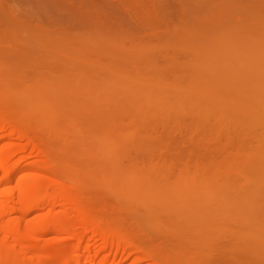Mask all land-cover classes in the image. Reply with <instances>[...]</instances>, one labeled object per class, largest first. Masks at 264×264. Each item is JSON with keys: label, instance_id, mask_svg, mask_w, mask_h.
Segmentation results:
<instances>
[{"label": "rangeland", "instance_id": "obj_1", "mask_svg": "<svg viewBox=\"0 0 264 264\" xmlns=\"http://www.w3.org/2000/svg\"><path fill=\"white\" fill-rule=\"evenodd\" d=\"M2 105L157 264H264V0H0Z\"/></svg>", "mask_w": 264, "mask_h": 264}, {"label": "bare ground", "instance_id": "obj_2", "mask_svg": "<svg viewBox=\"0 0 264 264\" xmlns=\"http://www.w3.org/2000/svg\"><path fill=\"white\" fill-rule=\"evenodd\" d=\"M74 3L76 2H73L72 4ZM151 6L153 10L151 11L156 12V6H154L153 3L151 4ZM193 14L194 12L192 11L190 15L192 16ZM195 15L196 14H194L193 17H195ZM92 18H94L93 20H95V18L97 20L96 15L95 17L92 16ZM92 18L90 17V19H87V21L86 19L80 18V20H82L83 22L85 21L84 24L86 23V25L83 26L82 24L81 27L79 26V28L82 29V27L88 26L89 27L88 32L90 33L91 25L89 26L90 24L89 22L92 21ZM40 24L42 25V23ZM185 26L183 28L186 30L187 27L185 28ZM189 26L191 28L188 27V30L189 28L192 29L193 27L194 34L195 32L198 31L197 30V28L199 27L198 25H196V30H194L195 29L194 24ZM57 28L58 26L56 27V29ZM96 28L98 27L93 26L91 33L92 31L94 32ZM146 28L150 29L148 27ZM174 28L176 29V31L178 29H182V28H177V25H174ZM78 29L76 28V31ZM86 30L87 29H85L84 32V29H82L83 31L82 35L84 33V35L87 36ZM98 30L99 28L96 30L97 34L99 35L100 30L99 33ZM79 31L81 33L80 29ZM191 31L189 30V32ZM95 32L93 35H96ZM60 35H58L57 39L60 38ZM84 35H83V39L85 38ZM194 36L196 37L197 35ZM47 50L49 49L47 48ZM68 54L71 55L70 53ZM91 59L92 58H90L89 60ZM172 104L174 103L172 102ZM15 108H9L8 106L5 105L0 106V262L2 260L3 264H121L120 261L119 262L116 261L117 258L120 257L123 259L125 258L128 259V257H131V255L136 253L138 255L136 256L135 259L134 257L132 258V260L134 259V261L131 264L138 263L142 259L149 260V262L151 261L150 264H157L158 261L157 260L156 262L154 261L153 255H147L149 254V252L148 253L144 252L145 249L143 247H140L139 245H134L133 241L130 242L129 241L130 239L128 240L127 237H125L124 235L122 236L120 232H123V230L120 227H119L120 229H118L116 225L115 228L110 223H105L104 219L102 221L101 218H97L93 216L92 208L93 206L95 207V205H93V203H92L93 206L91 204L88 205L83 203L81 193L77 192V190H74V188L73 189L71 188V186L73 187V184L77 183V180L73 175L64 172L61 162L62 160L60 161V158L57 157L58 154L57 156L56 154L53 155V151H52L53 149L50 150L52 151V153L49 152L46 149L47 145L46 146L37 145L36 143H33L34 140L32 141L33 138L31 139V137H30L31 140L29 139L27 130L24 129L23 126L20 124L19 127L18 125L16 126V124H14L15 122H17V120H19L18 117L19 115L17 116L18 110ZM255 120L256 122L259 120L258 122L261 123L260 125L264 126V111H262L261 114L258 113L255 116H253L249 123H252L254 125ZM21 139H25L24 140L25 144L23 143L17 144L18 140L20 141ZM12 140H14V143L12 142ZM15 140H17V143ZM256 146L257 147H254L255 149L253 148L254 149L253 156H251L249 152L250 158L255 156V159L254 158L253 160L251 159L252 162L255 160L257 163L264 164V159H263L264 145L257 144ZM226 147L228 146L226 145ZM244 155H246V153H244ZM242 158L245 157L242 156ZM239 165H241V163ZM209 174H211V172H209ZM196 192L198 194V189ZM197 194L195 195L196 199L199 196H201V194L200 195ZM205 217L207 216L204 215V218ZM1 226H2V230H1ZM47 235H52L54 238L51 240L43 239ZM62 236L65 237V239L72 240V243H67V244L63 243L59 239V237ZM96 242H99L97 246H95ZM104 249H107V251L103 252ZM149 249L151 248L149 247ZM149 249L147 247V250ZM141 252H143L144 255H142ZM145 254L147 259L144 258ZM2 262L0 264H2Z\"/></svg>", "mask_w": 264, "mask_h": 264}]
</instances>
